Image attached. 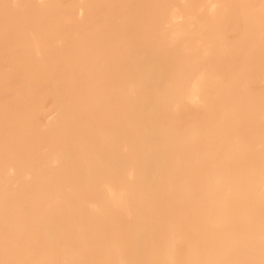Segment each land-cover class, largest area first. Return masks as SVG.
Masks as SVG:
<instances>
[{
    "label": "bare ground",
    "instance_id": "obj_1",
    "mask_svg": "<svg viewBox=\"0 0 264 264\" xmlns=\"http://www.w3.org/2000/svg\"><path fill=\"white\" fill-rule=\"evenodd\" d=\"M0 264H264V0H0Z\"/></svg>",
    "mask_w": 264,
    "mask_h": 264
}]
</instances>
